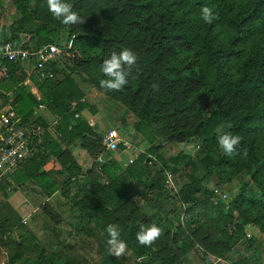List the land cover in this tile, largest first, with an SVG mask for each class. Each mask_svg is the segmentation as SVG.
I'll list each match as a JSON object with an SVG mask.
<instances>
[{
	"label": "trees",
	"instance_id": "1",
	"mask_svg": "<svg viewBox=\"0 0 264 264\" xmlns=\"http://www.w3.org/2000/svg\"><path fill=\"white\" fill-rule=\"evenodd\" d=\"M14 1L21 13V19L15 23L20 29L23 23H29L30 14L26 0ZM67 2L72 4L73 10L84 8L85 13L90 11L91 14L95 11L91 15L92 19L103 14L108 20L99 29H81L79 24L68 26L69 34L65 40L73 39L67 57L73 51L74 58L80 61L81 67L87 64L85 62L92 61L101 69L103 60L111 53L129 48L137 56V61L130 70L126 69L130 72L128 83L122 91L109 94L108 97L114 101L117 99L124 107L136 112L133 106L135 104H132L134 102L127 101L126 92L130 91L132 98L144 92L142 108L135 114L133 128L143 138L147 148L127 165L121 175H116L120 166L113 157L114 152L99 161L97 167L109 181L107 184H99L96 181L98 176L91 177L94 180L93 189H96L93 198L88 197L91 179H83V183L78 185L85 195L73 205L81 212L79 219L83 228L94 222L107 236V225H116L121 232V239L139 260L135 264H179L172 247L174 239L167 243L161 235L148 247L139 245L136 241V233L144 216H139L138 207L131 201V192L136 189V185L129 179L145 182V177L150 175L148 168L151 166V158L154 157L160 165L149 186L153 187L156 197L159 198L162 186L166 188L167 174L174 177L180 167H189L195 174L197 167L186 149L181 148L175 156L165 160L156 154L157 146L196 140L200 144V152L204 154L207 171L203 177L194 178L188 189L198 192L200 183L215 173L224 183L229 179V173L246 174L248 180L242 183L238 195L228 203V211L222 214L218 232L222 236V247H226L232 240H241L247 250L256 252L254 246L257 240L253 239L252 234L248 238L246 231L251 226L264 238V0ZM205 5L212 7L218 15V19L212 24H206L200 18V9ZM28 33L32 35L35 46L60 43L59 36L46 26H40L33 34ZM20 34L22 33L6 38L5 32L0 31V45ZM58 63L50 66L54 73L53 80L57 77ZM3 65L8 69V78L0 77V94L13 91L12 105L23 119L30 120L34 109L41 104L60 118L57 130L63 139L67 128L81 133L86 125L82 112L88 107L81 102L82 95L76 90L69 74L61 69L62 81L54 83L53 80H46L37 84L42 94L41 99L37 100L23 86L22 68L17 64L0 61V66ZM80 78L100 91V87L94 82ZM153 84L158 85V91L153 90ZM73 97L79 100L74 107L70 104ZM210 102L213 103V109L207 112ZM37 118L43 127L41 133H44L47 127ZM226 124L231 127H224ZM224 132L242 137L239 151L246 150V156L230 157L223 153L218 145V137ZM38 139L39 137L34 140V146ZM53 144L55 141L50 139L47 146ZM54 148L55 146L50 147L46 153L37 149L34 152V148L32 155L15 171L17 173L20 170L14 182L23 185L32 180L47 198L58 192L65 194L69 191L75 181H68L58 188L48 173L42 170V165L54 157L60 160L63 168L74 165L64 152ZM122 149L123 146L120 145L118 151L122 152ZM249 184L258 189L259 200L246 196ZM189 191L180 199L182 213L186 215L187 210L191 209L194 218L202 214L206 218L212 216L214 219L217 215L216 208L222 200L217 199L214 204L211 193L210 198L195 206ZM179 194L180 191L176 196ZM212 209L215 210L211 211ZM152 218H158L157 211ZM157 226H162L161 222L158 221ZM203 241L207 242L204 246L209 249L208 246L221 244L220 237L215 244L206 236ZM20 249L21 246L17 244L9 264H14L19 259ZM106 255L107 263L120 264L109 255L108 249ZM45 258L48 264H74L58 261L52 254Z\"/></svg>",
	"mask_w": 264,
	"mask_h": 264
},
{
	"label": "rangeland",
	"instance_id": "2",
	"mask_svg": "<svg viewBox=\"0 0 264 264\" xmlns=\"http://www.w3.org/2000/svg\"><path fill=\"white\" fill-rule=\"evenodd\" d=\"M25 4L27 11L30 14V20L29 23H23L21 25L22 27L18 29L19 27H17L18 25L15 23L21 19L19 6L14 0H0V31L3 30L5 32L6 38H9L16 33L30 32L33 34L40 26H46L59 36V42L65 41L69 34L68 25H62L59 21L53 18L48 11L46 0H26ZM74 11L84 19V23L79 24L81 29L103 28L104 24L108 22L106 15L103 14L92 19L91 15L94 14L95 11L92 14L90 11L85 13L84 8ZM73 58L74 52L72 51V54L69 57L58 63L57 77L53 82L58 83L60 80L62 81L63 72H61V69H63L66 74H78L82 79L85 78V81L94 82V84L100 87L99 81L106 77L101 69L97 68V64L88 61L85 62L87 63L86 65L83 64L81 67L80 61ZM72 67L73 70H71ZM21 79L23 80V86L29 87V83L26 81V75L22 74ZM29 88L33 89L32 87ZM99 90L100 91L98 92H100V95L107 100H111V98L108 97L109 94L118 93L115 91L105 92V90L101 88ZM143 96L144 92H141L139 96L132 98L133 96L130 91L126 92V99L128 102H134L132 104H135L133 106H135L134 109L136 112L129 110V108L122 105L125 113L123 115L124 119L122 123L126 122L131 129L136 122L135 114L142 108L141 103ZM115 102L119 101L115 99ZM211 109H213V103L210 102L206 111L209 112ZM132 142L137 148H140V144H138L139 142L133 140ZM171 145L174 147H171ZM199 146L200 144L196 140H193L190 143H172L157 146L156 154L165 160H168L172 154H177L181 148L185 147L186 151L189 153L188 155L193 158V162L197 167V173L193 174L189 167H180L178 173L172 177L174 184L172 185V188H165L162 186V191L159 194L160 196L157 198L156 192L152 186H149V184L153 179L154 172L159 169L160 164L154 157H152L151 168H148L150 175L145 177L142 190H138L143 196L142 203H145L144 213L139 215L140 217L144 216L143 221L139 226L151 225L152 223L157 225L158 221L161 222L162 226L160 227L163 230V240H166L167 243H169L171 239H174L172 247L178 256L179 264H264V254L262 253L264 247L260 249L259 253H257L258 251L256 248L255 250L257 252H253V250H247L245 244H243V241L241 240H232L231 243L228 242L226 247H222V236H220L218 232L222 223V214L224 215L228 211V203L238 195L242 183L248 180L246 174L241 172L229 173L227 176L229 179L225 180L224 183L218 178L217 173H215L206 181L200 183L198 192H193L192 188L188 189L194 178L198 179V177H203L207 171L203 160L204 154L200 152ZM144 147L147 148L145 143ZM134 152H137V150L134 149L129 151L131 155L128 153L117 152L118 155L116 156H121L122 159L129 163L130 160L133 161L136 159L135 156H133L135 155ZM100 153L103 154L104 157L109 154L103 148H101ZM13 182V177L0 181V212L7 210L10 214V222L12 224H19L22 215L14 210L16 196L9 192V190L14 187ZM90 184L91 185L88 186L90 189L88 197L92 198L91 195L94 197L95 194L93 193H95L96 189H93L92 183ZM215 189L221 192V195H223L224 198L220 202L221 204L218 208H216L217 215H215L214 219H212V216L206 218L202 214L197 215L196 218H194L192 217L193 213L191 209L187 210L186 215L182 214L183 209L180 205V199L185 196L187 191L190 190L189 196L196 206L200 202L206 201L210 198L211 193H213ZM178 191H180L181 194L176 196ZM205 192L208 194L205 195ZM246 196L251 199H260L258 189L253 184H249L247 187ZM75 201L76 200L74 199L70 200L62 197H58L57 199H54V201L52 199V201L49 202L50 204L48 203L46 205V209H43V213L46 214L45 224L39 221V218L33 217L31 218L32 224H30V226L28 225V228L25 229V226H20L19 229L21 230L12 232L8 225L6 226L0 222V264L10 263L11 258L15 254L17 244L21 246V249L19 250L20 257L14 264H48L45 257L49 254L54 255V258L61 262L67 261L73 262L74 264H110L107 263V249L103 245L106 242L101 238L106 236L103 229L96 226L94 222H90L89 226L87 225L85 228H82L83 231L76 230L78 225L83 227V224H81L79 219L81 212L73 205ZM214 210L212 209L211 211ZM155 211L158 212L157 219L152 218ZM1 221H3V217ZM173 221H175L174 224ZM227 221L228 219H226L225 222ZM27 224L26 221V224L23 225ZM202 224L204 226L201 227ZM50 228H53L54 231L49 230ZM200 228L204 229L201 230ZM251 228V226L247 227L246 234H252ZM228 232L230 234V230ZM88 235L97 236V238L95 237V240H79L72 245L67 243L69 240L76 241V236L84 237ZM254 235L255 234H252L253 239L257 240ZM204 236L212 240L213 244H215L214 242L220 237L221 244L217 246H208L210 249L206 248L204 245H207V242L203 241ZM259 239L260 243L258 246L261 244L264 245V238L261 236ZM261 254H263V256H261ZM211 256H214L215 258ZM216 258H220L221 261H218ZM138 262L139 260L133 253L128 256L126 261L127 264H135Z\"/></svg>",
	"mask_w": 264,
	"mask_h": 264
},
{
	"label": "crops",
	"instance_id": "3",
	"mask_svg": "<svg viewBox=\"0 0 264 264\" xmlns=\"http://www.w3.org/2000/svg\"><path fill=\"white\" fill-rule=\"evenodd\" d=\"M29 70L32 71L31 68H29ZM70 77L74 82L76 90L82 95L81 102H84L88 107L87 109H84L82 112L86 125L82 128L81 133L78 134L77 132L71 131L70 128L69 129L67 128L65 130V138L63 139L57 130V125L60 118L44 105H43V109L40 111L34 109V112L29 118L31 119L33 115L38 112L37 113L38 117L40 118L44 126L47 127L46 131L40 134L38 143L35 144L34 146L35 148L34 152L37 149L40 152L46 153L48 152L50 147L55 146V148L64 152L65 155L68 156V158L74 164V165H67L66 168H63V165L60 162V160L54 157L47 160L46 163L42 165V170L48 173V175L54 181V183L58 188H61L68 181H75L76 183L75 185L71 186L69 191H67L65 194L58 192L54 194L52 197L47 198L35 186L32 180L26 181L23 185L17 182H13L14 187H12L9 190V192L16 196V201L14 203V210L18 211V214L22 215V218L20 217L21 221L19 224L18 223L12 224L9 219L10 216L9 212L7 210L0 212V222L6 226L8 225L12 232L21 230L19 229L20 226H25V229L28 228V225L30 226V224H32L31 218L33 217L39 218L38 220L45 224L46 214L43 213V209H46L47 207L46 205L50 201H52V199L53 201L58 197L68 198L70 200L74 199L76 201L81 199L85 195V192L81 191L78 185L83 183V179L86 178L91 179L92 180L91 182L93 184L94 180L91 177L93 175H96L98 176V179L96 180L97 183L99 184L108 183L109 179L97 167V163L99 162V159L102 160L104 158L103 154L100 153L101 148L104 149L101 140L103 135L107 131L115 129L119 133L122 141L118 145V148L120 145L123 146L121 153H128L129 155H131L129 151L135 149L137 150V152H134V154L139 155L140 153H143L144 150L146 149V147H144V143H140V142H144L143 138L134 131L133 126L131 129L129 125L126 124V122L122 123L124 119L123 115L125 113L123 111V107L121 103L115 102L114 100L104 99V97L100 95V92H98V90H96L91 84L82 81L79 75L72 74L70 75ZM30 78L34 79L35 81L34 80L31 81ZM26 81L29 83V87L33 88L31 89L27 87L28 90L37 100H40L42 94L38 90L37 84H41L42 82H38L35 75L33 74V71L31 72L29 78L26 75ZM13 100H14L13 91H10L8 93L1 92L0 94L1 104L10 105L12 106V108H14L12 105ZM78 101L79 100L76 97L71 98L70 99L71 106L74 107L78 103ZM50 139L55 141V144L48 147L47 145L49 144ZM132 140L135 142H139L138 144H140V148H137L132 142ZM124 145L125 146L128 145L129 148H125ZM171 147L174 146L171 145ZM118 152L120 153V151ZM114 154L115 155H113V157L120 166V170L116 172V175H121L129 163H127L126 160L122 159L121 156L120 157L116 156L118 155V153H114ZM175 155L176 154H172L171 157ZM23 168L24 165L21 168V170ZM19 172L20 170L17 173L13 174L12 177L15 178L16 174H18ZM129 181H132L133 184L136 185V189L131 192L132 195L131 201H133V203L136 204V206L138 207L137 211L139 212L140 215H142L144 213L145 203H142L143 196L141 195L140 192H138V190L139 189L142 190L143 188L142 185L144 183V180L136 181L133 179L132 180L129 179ZM91 197L93 198V195H91ZM2 217H3V221H1ZM24 217L26 218V221L28 223L27 225H23L22 223ZM79 227L80 226L78 225V228L76 230L83 231L82 230L83 227L80 228ZM251 229H252L251 230L252 234H255L254 236L257 238L255 248L258 251L256 252L259 253L260 249L264 247V245L262 244L258 246L260 243L259 238L261 237V234L258 231H256L257 229H254L253 227ZM49 230L54 231L53 228L52 229L50 228ZM95 237L97 238V236H92V235H88L84 237L76 236L75 237L76 241L69 240L67 243L68 244L70 243L72 245L74 242H77L79 240L81 241H83L84 239L95 240L94 239ZM101 238H103L105 242L108 239L107 236ZM103 245L106 247V249H108L109 255H111L107 243ZM263 251L262 253L264 254ZM130 254L132 253L127 248L123 256L121 257H115L113 255L111 256L116 258L117 261L120 262L121 264H127L126 261ZM263 254H261V256H263ZM211 257L215 258L214 256ZM216 259L218 261H221L220 258H216Z\"/></svg>",
	"mask_w": 264,
	"mask_h": 264
},
{
	"label": "built area",
	"instance_id": "4",
	"mask_svg": "<svg viewBox=\"0 0 264 264\" xmlns=\"http://www.w3.org/2000/svg\"><path fill=\"white\" fill-rule=\"evenodd\" d=\"M72 39L60 43L35 46L32 35L22 33L0 45V61L17 64L28 78L33 71L39 82L53 80L54 73L50 66L69 55ZM0 77L8 78L6 65L0 66ZM42 109L43 105L37 106V111ZM37 113L33 115V119L26 121L12 106L3 105L0 102V180L7 179L14 174L23 162L32 155L34 140L39 137L43 130L42 125L37 121ZM121 141L120 135L115 129L107 131L101 140L105 151L114 153L118 151V145ZM125 148H129V146L127 145ZM99 161L101 160L99 159ZM130 163L132 160L129 161ZM172 177L171 174L166 175L165 184L167 188H172ZM223 198L221 192L216 189L213 191L212 200L214 204L217 203V199L223 200ZM22 223L26 224V218H23ZM247 237H250L249 233Z\"/></svg>",
	"mask_w": 264,
	"mask_h": 264
},
{
	"label": "clouds",
	"instance_id": "5",
	"mask_svg": "<svg viewBox=\"0 0 264 264\" xmlns=\"http://www.w3.org/2000/svg\"><path fill=\"white\" fill-rule=\"evenodd\" d=\"M48 11L53 18L59 21L62 25H76L83 24L84 19L73 10L71 3L67 0H46ZM200 18L206 24H212L214 20L218 19V15L210 6H202L200 9ZM137 56L129 48H123L121 51L113 52L111 55L103 60L101 64V71L106 77L99 81L100 88L105 92H119L128 83V70L136 63ZM128 69V70H126ZM154 91H158V85L153 84ZM224 127H231L226 124ZM242 137L231 132H224L218 137V145L226 156H246L247 152L239 151ZM108 239L106 241L109 246V252L115 257H121L127 250V243L121 239V232L114 224H109L105 228ZM162 228L155 223L151 225H141L136 233V241L139 245L148 247L155 243L162 235Z\"/></svg>",
	"mask_w": 264,
	"mask_h": 264
},
{
	"label": "water",
	"instance_id": "6",
	"mask_svg": "<svg viewBox=\"0 0 264 264\" xmlns=\"http://www.w3.org/2000/svg\"><path fill=\"white\" fill-rule=\"evenodd\" d=\"M184 149H185V147H184Z\"/></svg>",
	"mask_w": 264,
	"mask_h": 264
}]
</instances>
